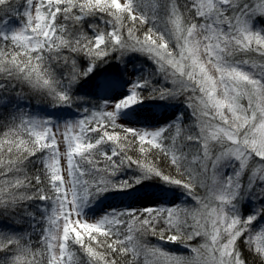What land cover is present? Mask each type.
<instances>
[{"label": "snow or ice", "instance_id": "snow-or-ice-1", "mask_svg": "<svg viewBox=\"0 0 264 264\" xmlns=\"http://www.w3.org/2000/svg\"><path fill=\"white\" fill-rule=\"evenodd\" d=\"M146 100L182 111L131 126ZM148 181L179 203H104ZM0 264H264V0H0Z\"/></svg>", "mask_w": 264, "mask_h": 264}, {"label": "rangeland", "instance_id": "rangeland-1", "mask_svg": "<svg viewBox=\"0 0 264 264\" xmlns=\"http://www.w3.org/2000/svg\"><path fill=\"white\" fill-rule=\"evenodd\" d=\"M13 23L15 21L13 20ZM144 58V57H143ZM131 59L125 61V64L122 68V74L119 79H112L105 77L100 79L98 86V94L100 95V99H116L122 95L126 94V85L131 78L130 76L137 70L143 69V67L135 66L131 63ZM178 111H182V106L179 104H172L164 101H154L152 103L144 102L142 105L136 106L135 113L128 117V120L131 126H145V127H154L161 123H166L168 120H171L175 117ZM148 114L143 118L137 117L138 113ZM78 111H68V110H60L57 112V115L64 116L65 119H68V116H73L72 118H79L77 115ZM187 123V122H186ZM162 187H148L143 188L140 194L145 193L146 195L158 198L157 202H162L164 200L175 201L179 203L180 195L173 194L167 190L161 191ZM123 197H128V194H122ZM139 196V192L134 194L132 198L127 199L124 204L122 203V199L120 196H109L106 201H109L112 206L115 207H125V206H133V205H141L140 207L147 206L148 204L142 202ZM171 198V199H170ZM154 202V201H153ZM116 203V204H115ZM200 239L197 238L196 243H199ZM170 248L174 246H169Z\"/></svg>", "mask_w": 264, "mask_h": 264}, {"label": "trees", "instance_id": "trees-1", "mask_svg": "<svg viewBox=\"0 0 264 264\" xmlns=\"http://www.w3.org/2000/svg\"><path fill=\"white\" fill-rule=\"evenodd\" d=\"M130 59L132 60L131 63H133V65H135V66L143 67V69H148L150 67V62H147L145 60V58H143L142 56L133 55V56L126 58V61L130 60ZM81 64H82V66H85L86 62L81 61ZM123 66H124L123 64H119L115 60H112L107 64H101L100 66H98L95 69V71L92 74H90L89 77L80 81V83L76 86V88L74 90V94L77 96H86L87 98H89V100L91 102L98 101L100 99V95L98 94L97 91H98L100 79H103L105 77L112 78V79H119L121 77V74H122ZM145 102L152 103L154 101L153 100H146ZM31 103L33 105V109H35L37 106H39L41 108L47 106L45 103L38 102L36 99H33L31 101ZM168 103H170V102H168ZM172 104H175V103H172ZM88 106L91 107V103ZM65 110L79 111L76 107H73L71 109H65ZM148 187L159 188L162 186L158 185L155 181H148V182H145L141 186H137L136 190L134 192H132L131 194L124 193V192H111V193H108L106 195H107V198L109 196H120L122 199V203L124 204V202L127 199L132 198V196H134V194L139 192V196H136L137 198L142 199L141 200L142 202L151 203L154 201L155 197L146 195L145 193H143L144 195L140 194V192L143 188H148ZM167 191L172 192L173 194H176V195H180V192L178 190H167ZM122 194H128V197H123L124 195H122ZM105 204L111 205L109 201H106ZM140 206L141 205H133L132 207H140ZM195 243H196V241H195Z\"/></svg>", "mask_w": 264, "mask_h": 264}, {"label": "bare ground", "instance_id": "bare-ground-1", "mask_svg": "<svg viewBox=\"0 0 264 264\" xmlns=\"http://www.w3.org/2000/svg\"><path fill=\"white\" fill-rule=\"evenodd\" d=\"M148 116V114H145V113H143V112H141V113H138L137 114V117H139V118H143V117H145V116ZM182 197V194L180 193V198ZM158 200V198H155L154 199V201H157Z\"/></svg>", "mask_w": 264, "mask_h": 264}]
</instances>
